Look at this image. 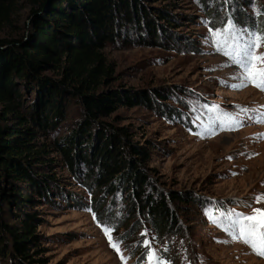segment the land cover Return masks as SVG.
<instances>
[{"label": "rangeland", "instance_id": "rangeland-1", "mask_svg": "<svg viewBox=\"0 0 264 264\" xmlns=\"http://www.w3.org/2000/svg\"><path fill=\"white\" fill-rule=\"evenodd\" d=\"M15 5L10 19L0 21V37L34 42V18L43 11L30 0ZM145 5L155 17L159 10L171 16L161 22L166 32L152 37L146 30L124 27L102 51L111 67L102 87L149 92L151 100L120 107L99 121L126 127L134 141L149 148L148 191L168 199L177 223L158 230L151 215L140 210L122 224L133 212L120 192L125 190L109 196L89 177L84 161L70 166L56 141L83 120L79 99L71 97L55 127L39 130L35 141L39 149L46 148L36 171L56 178L48 197L19 182L40 199L25 211L42 219L39 245L31 250L35 261L27 264H150L149 252L161 264H264V257L238 239L232 227L237 214L264 210V91L251 84L233 87L242 83L243 69L224 54L235 45L233 36L240 44L250 34L264 36V0H148ZM255 51L264 54V43ZM42 76L62 77L54 66H45ZM21 89L26 107L39 103L34 87L21 84ZM9 123L0 121L1 126ZM95 128L96 123L92 133ZM171 193L181 197L173 200ZM99 201L108 209L102 216ZM4 209L6 222L17 225L18 207ZM105 228L111 229L119 255ZM0 264H13L11 254L0 252Z\"/></svg>", "mask_w": 264, "mask_h": 264}, {"label": "trees", "instance_id": "trees-1", "mask_svg": "<svg viewBox=\"0 0 264 264\" xmlns=\"http://www.w3.org/2000/svg\"><path fill=\"white\" fill-rule=\"evenodd\" d=\"M19 0H0V21H8ZM43 16H36L34 42L0 37V252L11 254L13 264L35 261L31 250L39 245L37 227L41 218L25 211L39 202L25 192L19 182L40 197H48L54 176L40 175L37 162L46 148L35 142L39 130L53 128L71 97L79 99L84 117L72 134L56 141V145L73 168L77 160L89 168V177L99 190L109 196L118 190L127 197L133 211L149 213L153 225L162 231L177 223L174 209L163 194L148 191L151 179L145 166L151 161L147 146L134 141L126 127H114L99 121L120 107L147 103L149 92L105 90L104 81L111 67L103 54L105 46L119 39L124 27L146 30L152 37L166 32L161 24L171 21L164 10H150L148 0H30ZM172 3L175 0H150ZM46 8L45 10H43ZM8 45V46H6ZM6 46V47H4ZM45 66H54L60 79L42 76ZM25 87H34L39 103L25 106ZM156 95L161 97V94ZM97 124L94 133L92 128ZM94 134V135H93ZM171 193L173 200L180 198ZM105 201L97 203L98 216L108 209ZM20 211L19 223L10 225L5 219V207ZM39 252V251H36ZM29 260V261H27ZM42 260V259H41Z\"/></svg>", "mask_w": 264, "mask_h": 264}, {"label": "snow or ice", "instance_id": "snow-or-ice-1", "mask_svg": "<svg viewBox=\"0 0 264 264\" xmlns=\"http://www.w3.org/2000/svg\"><path fill=\"white\" fill-rule=\"evenodd\" d=\"M216 35L219 37L220 33H216ZM232 39L235 41V45L229 47L224 54L231 57L243 69L242 83L233 85V87L240 88L251 84L264 91V54H257L255 51L264 43V36L250 34V38L244 44L239 43L240 38L237 36H233ZM217 46H221L219 41H217ZM244 111L247 110L244 109ZM255 199L256 202H259L261 197ZM232 227L238 231V239H242L245 244H248L255 254L264 257V210L255 208L251 215L237 214V218L232 221ZM104 233L110 246L119 255V246L112 242L111 229L105 228ZM145 246H148L147 241H145ZM148 256L150 264H161L159 260L155 259L153 252H149ZM121 259L123 260L122 256Z\"/></svg>", "mask_w": 264, "mask_h": 264}]
</instances>
